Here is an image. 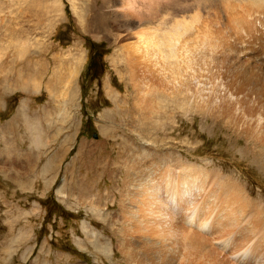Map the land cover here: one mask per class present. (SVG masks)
<instances>
[{"label": "rangeland", "instance_id": "374dc122", "mask_svg": "<svg viewBox=\"0 0 264 264\" xmlns=\"http://www.w3.org/2000/svg\"><path fill=\"white\" fill-rule=\"evenodd\" d=\"M167 1L161 4V12H171L176 21L195 9L202 16L207 6L216 7L220 0ZM113 2L0 0V264H157L153 247L159 246L142 233L151 230L144 220L150 207L157 211L158 229L159 224L164 230L171 224L164 231L171 245L158 236L155 240L163 242L162 252L169 247L177 257L180 252V258L185 257L182 264L201 262L202 251L205 253L210 246L221 254L216 253L224 264H264L263 247L256 251L251 248L255 241L264 240L250 238L254 232L258 235L254 224H264V189L242 169L245 178L241 198L246 206L231 198L235 161L241 159L238 147L242 148L245 139L234 143L225 117L213 119L210 114L204 116L199 105V109L189 105L190 109L185 110L176 100L168 99L173 95L170 84L163 86L154 80L161 74L154 66L145 73L142 65L138 70L140 75L149 74L153 83L145 75L138 85L130 82L121 47L127 40L111 27L109 11ZM246 18L251 22L246 23ZM236 20L237 25L230 24L233 32L221 26L222 32L213 43L218 45L220 55L243 60L246 57L240 46L257 44L262 39L253 41L237 26L255 29L261 38L264 31L260 30L261 20H251L244 14ZM174 21L161 27L169 28ZM156 23L146 22L140 30L150 31L149 26ZM162 30L159 36L164 35ZM155 82L160 88L149 89ZM157 96L162 112L159 118L154 112ZM212 109L209 113H221V107ZM263 136L253 146V153L260 159L264 158ZM191 163L222 175L216 177V184L209 183L207 177L203 186L192 173L187 177L203 191L194 189L192 199L196 196V209L206 216V222H200L207 224L206 231L197 224V218L187 219L186 198L178 200L180 209L167 213L175 188L172 179L182 178L177 174L186 177V166ZM133 168L151 172L155 181L159 177L158 193H144L142 199V189L138 191L141 181L127 189V175ZM146 196L149 207L144 203ZM162 212L171 220L160 217ZM240 240H244L242 248ZM233 243L239 246L233 248ZM188 244L196 248V254L187 256L184 248ZM239 253H245L244 260L237 259ZM212 264L217 263L213 260Z\"/></svg>", "mask_w": 264, "mask_h": 264}, {"label": "bare ground", "instance_id": "6f19581e", "mask_svg": "<svg viewBox=\"0 0 264 264\" xmlns=\"http://www.w3.org/2000/svg\"><path fill=\"white\" fill-rule=\"evenodd\" d=\"M216 1H218V0H216ZM166 2H168V1L167 0H114V2L110 5L109 15H111L110 20H112L111 21L112 22L111 27L114 26L113 28L118 32V34L123 38V40H127L126 43H124L121 46L124 49V57L123 58L125 60V65L127 67V69H126L127 71H125V72H127V74H128L127 77L130 80V82L138 85L140 81H143L145 79V76L148 77L149 80L152 79L151 77H149V74H148V76L146 74H144L145 72H147V71H145V69L149 68L147 70L150 71V69L153 66L156 69L158 68L157 70H159L161 74H159V76H158L159 78L157 77V79L155 78L154 80L156 82H158V84H160V82H161V85H163L164 83L166 85L170 84V87L169 86L168 87L170 88V91H171L170 93L173 92V95L168 96V99H171V101L176 100V104L178 105V107L182 106L181 108H183L185 110L190 109L189 105L195 106L197 109H199L197 106V105H199L200 106V112L202 110L201 113L204 114V116L207 114V117H208V114L212 115L213 119H217L219 116L223 117V118L225 117L226 119H224V120L227 123L228 129L232 132V137L234 139V143L236 142V144H237L241 140L245 139V143L242 145V148L238 147V149L240 151L239 153L241 154V156H240L241 159L238 158L235 161V166L237 167V168H235V170H237L236 171V178L234 180H231L230 187L232 189V197H231L232 200H234V202H236V203L240 202V204L242 206H246L244 199L241 198V192L244 191L243 190L244 186H243L242 181H243V178H245L242 175L243 174L242 169H245L246 173L251 178L253 177V180H256L257 182L256 181L255 182L258 183L262 189H264V158L261 157L260 153H258V155H260V157L262 159H260L256 153H253L254 152L253 146L257 145V139L259 141L260 137H262V134H264V37L261 38L260 35H258L259 31L257 32L258 34H255L254 33L255 29L252 30L250 27L237 26V28L239 30L240 29L245 30L247 32V35L249 36V38H252L253 41H258V40L262 39L257 44H244V45L240 46L239 50H241L243 52L244 57H246V59H243V60H239V59L237 60L233 57H228V56L224 57V56L220 55V53H217V51H216V48L218 49V45L214 44L213 42L215 41L214 38L217 37L219 35V33L222 32L221 26H223L224 29H227V30H228V28L231 29L230 24L232 22L234 24H236L235 21H237L236 19L238 18V15L240 16L241 14H244V17H245V15H248L251 18V20H255V19L261 20L260 24L262 25V27H261L262 29H260V30L264 31V0H237V1L225 0L224 2L220 0L218 2V4L216 5V7L213 6V4H211L212 7L207 6L208 11H206L207 8L204 9V13L202 14V16H201V14H199L200 10L195 9L196 12H194L192 14L181 15V19L176 20V21H174V19H172L171 12L166 11L167 13H164L165 15L162 14V12H161V6L162 5L161 4H164ZM173 3H174V1H173ZM197 5H199V4H197ZM244 9H245L246 14L243 12ZM186 11H188V10H186ZM145 15H146V17H145ZM80 16H81V14L79 13V17ZM247 18L245 21L246 23L248 21ZM155 20L157 22L156 25L149 26L150 29L147 28V30L149 29L150 31L140 30V27L144 23L155 22ZM171 20L174 21V24L171 25L169 28L163 29L165 27V25H163V28L161 27V24L162 23L165 24V22L171 24L170 23ZM249 21H248V23H249ZM136 29L138 31H136ZM141 29H142V27H141ZM160 29L164 33L163 36L162 35L159 36V31H161ZM232 29L230 30L231 32H233ZM234 35H235V33H234ZM238 35L241 36L240 38L243 37L241 33H239ZM226 37H228V36H226ZM230 39H232V38H230ZM217 41L221 42V39L219 38ZM244 41H246L245 38H244ZM221 46H223V45H221ZM225 46H223V49ZM221 51H223V50H221ZM135 53H138V56H135ZM227 53H225V54H227ZM231 55H232V53H231ZM232 56H234V55H232ZM114 63H115V61H114ZM259 64H261V70L262 71L259 70V67H260ZM141 65L143 67L144 66L146 67V68L145 67L141 68L143 70V71L142 70L141 71L144 72L143 74L145 76L140 75L142 72L141 73L138 72V70L140 71ZM153 69H151V70H153ZM156 69L154 70L155 73L157 72ZM148 73H150V72H148ZM155 73H152V76ZM151 82L153 83L154 81L151 80ZM158 84L157 83H156V85L152 84V87L149 89L154 90L155 88H157V86H159V88H160V85H158ZM163 86H165V85H163ZM159 88H157V89H159ZM149 89H147V91ZM147 91H146V93H147ZM162 91H163V89H162ZM151 93H152V91H151ZM167 93H169V92H167ZM180 97H182V99ZM155 98H157V100L155 101L157 105L155 106L154 112H158L156 117L159 118L160 115H158V114L162 113V112H160L161 111V106H160L161 102L158 99L159 98L158 96ZM178 99H180L182 101L179 100L180 101L179 102ZM152 100H155V99H152ZM190 102H192V103L190 104ZM224 103H226V107H224L225 106ZM166 105H167V101H166ZM162 106H164V105H162ZM215 107H217V108L221 107V113H218V114L216 113V115L211 114L212 112L209 113V110L212 108H215ZM233 109H234V111H233ZM212 111H213V109H212ZM214 111H216V110H214ZM164 112H166V110ZM184 113H185V111H184ZM157 120L160 121V119H157ZM220 120H218V121H220ZM210 123H211V121H210ZM29 129H31V128H29ZM153 129H155V128H153ZM209 129H211V128H209ZM219 129H222V128H219ZM26 131H28V128L26 129ZM222 135H224V134H222ZM229 135H230V133H229ZM30 136H32V135H30ZM240 138H241V140H240ZM37 139L38 138H36V140ZM261 139H263V138H261ZM234 143H233V145H234ZM234 150L235 149H233V152H234ZM218 152H220V151L218 150ZM229 152H231V151H229ZM261 153H263V152L261 151ZM134 168H135V166H134ZM134 168H133V170H130L128 172L127 179H126V180H128L126 182L127 183L126 184L127 189L131 188L133 185H135L141 181L140 185L138 186V191H140L142 189V195H141L142 199H144V197H145L144 193H145V195H150V196L152 195L153 196L152 193H154L160 187L159 177H158V180L155 181V180H153V178H155V177H153V174L151 172L146 174V171L144 168L143 169L139 168V169H141V171L136 170V169L134 170ZM163 168L164 167H162V169ZM179 168H180V166H179ZM186 169H187V171H185V173L187 172L186 177L184 175L177 174L182 178H178V176L176 178V176H175L174 180L172 179V181H173L172 186H175V188H173V190H172V195H171L172 200H171V202L169 201L170 204L168 205V207H166L168 210L167 213L169 214L172 211H177L178 209H180L181 204H180V202H178V200L182 201V199L186 198L185 201H187L188 208L185 207L184 209H186V214H188L187 219L191 218L193 220V218H197V222H198L197 224H200V228L205 230L206 229L205 225H207V224L205 223V224L201 225L200 222H206V219H205L206 216L204 217V215L200 209H196V205H195L196 202L194 201L196 196L194 199H192V197L195 195L194 194L192 196V191H195L194 189L197 190L199 188L198 191H202V190H200V186L198 183H191L190 182L191 183L190 184L187 181V177L189 176L190 173H192L193 175H191V176H194L198 181H200V184L202 185V184H207V182H205V181H207V177H209V181H208L209 183L216 184V181H217L216 177L221 178L222 175H220L218 171H214V170L212 171V169H210L211 171H208L206 169L201 170L200 167L198 169V167L195 165H192V163L188 164L186 166ZM178 172H181V171L178 170ZM173 174H175V173H173ZM164 175H165V173H164ZM161 180H163V179H161ZM244 180H246V179H244ZM163 182H164V180H163ZM167 184H166V186H167ZM202 186H201V188H202ZM212 187H213V185H212ZM250 187H252V186H249V188ZM216 190H217V188H216ZM193 193H195V192H193ZM125 194H126V191H125ZM169 195H170V193H169ZM218 195L219 194H217V192H216V196H218ZM146 198H147V200L144 201L145 206H147L150 202L147 196H146ZM231 198H229V199L231 200ZM151 199L152 198L150 197V200ZM159 199H161V198H159ZM156 201H158V200H156ZM198 201H200V200L198 199ZM159 202H160V200H159ZM165 202H166V200H165ZM233 204H235V203H233ZM247 205H249L248 202H247ZM148 207H149V205H148ZM160 207H162V204ZM163 207H164V204H163ZM208 210H210V209L208 208ZM156 212L157 211H154L153 209H151V207L147 211L148 216L144 220L148 224L151 225V230L149 231V233H145L144 231H142V233L144 234V236L147 239H149L150 241L153 240L154 243L159 246V247H157V246L153 247V253H156L157 259H158L157 264H163V263L182 264V263H184V262H181V259H182V261H185V260H183V258H185V257L183 256V258H180L181 254L179 251H178L179 252L178 257L176 254H172L171 252H169L170 247L167 248V252H165V251L162 252L163 251V245H162L163 242L160 240H155V236H158L161 239L166 240V241L171 240V239H168V236H166L165 235L166 233H164V231H167V228L171 224H169L167 222L168 224L166 226V230L163 229L164 228L163 224H159V229H158L157 228L158 224L156 225V222H155L157 219V213ZM159 213H158V215H159ZM167 213L162 212L161 216H160V217L164 216L165 221H166V219L171 220V218L168 216ZM206 215H208V214H206ZM157 223H159V222L157 221ZM263 223H264V221H263ZM226 225H228V224H226ZM230 225H232V224H230ZM254 225L256 226L255 228L257 229L256 232H258V235L254 232V234H252L250 236V238L253 239V237L254 238L258 237V239L261 238V240H264V231H263L264 230V224H261V225L260 224H254ZM259 225H260V228H259ZM171 229L174 232L175 228L171 227ZM177 231L178 230H176V232ZM262 231H263V233H262ZM182 232H181V235H182ZM190 232H191V230H190ZM242 234H245V233H242ZM174 235L176 236V234H174ZM177 235H178V233H177ZM197 236L200 237V235L196 234V237ZM183 237L184 236H182V238ZM203 240H205V239H203ZM186 241H187V239H186ZM201 241H202V239H201ZM246 241H247V239H246ZM205 242H206V240H205ZM166 243L169 246L171 245V244H169L168 241ZM238 243L240 245V248L244 247V245L241 247V243H244V240H242V241L240 240ZM182 244H185V241H183ZM263 244L264 243L262 241L257 240V242L255 241V243L251 246V248H253L254 251L257 250V247H259V248L263 247V249H264ZM235 245L236 244L233 243L232 247L236 248L237 246H239V245H237V246H235ZM171 248L174 249V247H171ZM251 248H249L247 250V254H249V251L251 250ZM184 249H186L189 253V254H187V256H191V255H194L197 253L196 248L190 247V244H188V246H186V248H184ZM199 249H201V248L199 247ZM208 249H209V251L207 252ZM208 249H206L205 253H203V251H202V256H204V258H203V260H201V262H193L192 261V262H188V263L189 264H212V262L214 260V262L217 264H224L223 263L224 261L222 262L217 258L216 253H218V251H216V248L214 249V247L210 246V247H208ZM239 249L237 248L235 251H237ZM145 252L150 253L151 250H146ZM218 255H221V254L218 253ZM244 256H245V253L242 256H240V253H239L237 255V257H238L237 259L239 261L242 259L244 260ZM222 257H221V259L224 258V257L223 258ZM208 258H212V259H208ZM206 259H208V262L207 261L204 262V260H206ZM199 260H200V257H199ZM238 260H237V262H238ZM256 262H258V261L256 260Z\"/></svg>", "mask_w": 264, "mask_h": 264}]
</instances>
